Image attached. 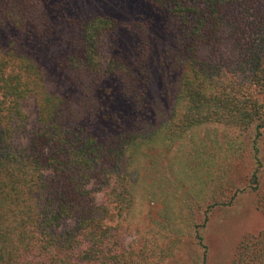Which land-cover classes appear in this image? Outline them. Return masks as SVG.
Instances as JSON below:
<instances>
[{
    "label": "trees",
    "instance_id": "16d2710c",
    "mask_svg": "<svg viewBox=\"0 0 264 264\" xmlns=\"http://www.w3.org/2000/svg\"><path fill=\"white\" fill-rule=\"evenodd\" d=\"M67 1L3 0L0 13L15 31L38 34L66 20ZM144 1L163 15L185 63L167 120L148 134L120 132L100 141L79 123L94 114L103 118L102 105L108 107L115 88L138 110L145 105L149 47L143 44L131 63L114 54L115 48L106 56L105 44L114 43L121 28L116 20L70 19L79 34L60 68L77 89L74 96L55 91L34 59L11 45L0 46V264H167L175 259L177 246L168 251L158 245L147 249V243L138 250L125 247L111 224L115 216L132 212L137 167L154 149L162 156L173 146L185 152L189 166L178 172L190 188L185 193L199 198V172L223 168L234 150L237 160L243 159L238 141L253 132L254 167L248 186L237 193L254 192L264 216V0ZM28 100L35 108L31 127L22 109ZM217 129L223 135H212ZM212 145L218 153L208 152ZM164 180L161 185L168 188ZM98 193L104 204L96 202ZM198 200L178 198L177 207L188 214L185 227L194 235L178 225L176 236L194 238L203 253L193 264H204L206 246L198 230L204 221L194 226L189 220L201 207ZM231 202L217 201L207 210ZM68 221L73 227L63 228ZM231 264H264V228L241 238Z\"/></svg>",
    "mask_w": 264,
    "mask_h": 264
},
{
    "label": "rangeland",
    "instance_id": "374dc122",
    "mask_svg": "<svg viewBox=\"0 0 264 264\" xmlns=\"http://www.w3.org/2000/svg\"><path fill=\"white\" fill-rule=\"evenodd\" d=\"M67 2L66 20L56 23L50 31L38 34L15 31L4 22L0 13V46L7 48L11 45L20 53L34 59L46 71L55 91L74 96L77 89L68 82L64 71L60 68V62L71 52L73 43L77 40L75 36L79 34L78 29L70 23V19L106 17L116 20L121 28L115 34L114 43L110 40L105 44L106 56L110 55L111 48H115L114 54L131 63L135 62L144 51L143 44L149 47L145 105L138 110L124 95L116 93L115 90L118 89L115 88L110 95L114 96L113 100L107 99L108 107L102 105L104 111L100 113L104 115L103 118L100 114H94L85 117L79 123L87 133L100 141L120 132L148 134L159 128L160 124L167 120L171 95L178 77L185 69L183 58L181 56L180 59L178 58L173 31L163 15L144 0H68ZM22 109L29 116L31 127L35 119L33 100L26 101ZM97 110L98 108H95V111ZM216 132L212 135H223L222 129H217ZM243 135L238 141L237 150L240 151L243 159L237 160L234 150L230 152V157L223 168L218 170L217 167L207 168L208 171L199 172L203 182L198 186L202 189L199 198L193 191L190 194L185 193L190 188L185 183L186 179L178 172L181 167L186 168L185 152L179 154L177 147L174 146L163 156L159 153L161 150L150 151L149 155L143 158L141 166L137 167V171L140 172L139 178L137 174L134 177L137 185L132 212L124 214L121 218L115 216L111 223L116 228L113 232L122 235L120 241L124 246H132L138 250L147 243V249H154L158 245L166 248L167 251L177 246V256L166 263L193 264L197 261L198 255H202L203 249L196 244L194 238H190L185 233L179 241L176 236L178 225L183 228V232L190 233L191 236L194 234L193 230L185 227L187 212L176 204L180 197L183 200L197 198L200 199L198 204L201 207L193 211L189 220L194 226L201 225L204 221V227L198 229L206 246L204 264H231L241 238L264 228V216L255 206V193L249 189L243 192L239 190L237 193V188L245 189L248 186V178L254 167L250 157L252 150L249 138V135L254 133L248 132ZM218 143L223 144V139L220 138ZM191 148L190 146L188 149L189 154ZM208 152L218 153L217 145L210 146ZM215 162L217 163V159ZM164 178L168 182V188H163L161 185L165 182ZM260 182H264V171L260 173ZM230 198H232L231 204L217 205L207 210L208 204L217 201L227 203ZM104 201L103 193H98L96 202L104 204ZM62 227H73V221L66 222ZM154 259L151 258L152 261Z\"/></svg>",
    "mask_w": 264,
    "mask_h": 264
}]
</instances>
